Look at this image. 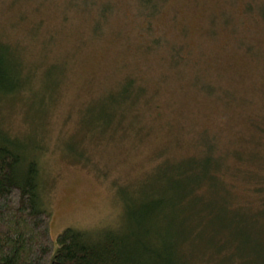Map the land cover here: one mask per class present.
<instances>
[{
    "label": "rangeland",
    "instance_id": "374dc122",
    "mask_svg": "<svg viewBox=\"0 0 264 264\" xmlns=\"http://www.w3.org/2000/svg\"><path fill=\"white\" fill-rule=\"evenodd\" d=\"M156 1L153 9L146 0H0L1 38L36 67L0 98V130L26 139L38 158L53 238L68 226L123 230L119 187L142 198L157 165L189 153L203 133L254 151L244 118L255 111L259 164L248 166L259 174L241 170L235 181L246 204L256 198L241 184L259 180L264 209V0ZM125 84L143 97L120 120ZM112 108L115 130L103 131L109 124L97 117Z\"/></svg>",
    "mask_w": 264,
    "mask_h": 264
},
{
    "label": "trees",
    "instance_id": "16d2710c",
    "mask_svg": "<svg viewBox=\"0 0 264 264\" xmlns=\"http://www.w3.org/2000/svg\"><path fill=\"white\" fill-rule=\"evenodd\" d=\"M146 3L158 7L156 0ZM102 5L98 13L104 19L110 4ZM40 26L33 21L32 33L38 34ZM7 39L0 35V98L29 83L36 73L19 48H8ZM124 93L117 102L120 120L136 112L143 97V91L129 90L126 84ZM255 112L244 118L253 129L250 140L257 142L254 151L220 145L216 139L221 134L203 133L189 153L157 165L154 183L142 198L136 190L119 187L126 215L123 230L96 234L68 226L56 238L51 235V213L40 196L37 156L26 139L0 130V264H264L259 180L241 184L256 198L246 204L240 202L241 187L235 181L241 170L249 176L259 174V167L248 166L259 164V111ZM97 118L109 124L103 131L115 130L114 108ZM233 157L238 164L230 163Z\"/></svg>",
    "mask_w": 264,
    "mask_h": 264
}]
</instances>
